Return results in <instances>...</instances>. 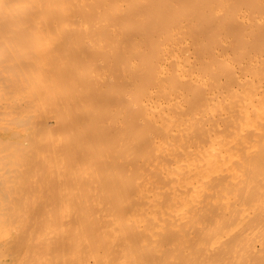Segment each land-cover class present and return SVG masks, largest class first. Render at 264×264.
Listing matches in <instances>:
<instances>
[{"label":"bare ground","instance_id":"1","mask_svg":"<svg viewBox=\"0 0 264 264\" xmlns=\"http://www.w3.org/2000/svg\"><path fill=\"white\" fill-rule=\"evenodd\" d=\"M0 264H264V0H0Z\"/></svg>","mask_w":264,"mask_h":264}]
</instances>
